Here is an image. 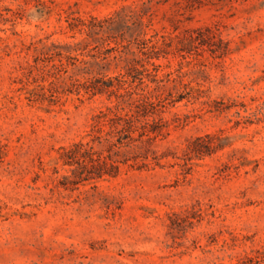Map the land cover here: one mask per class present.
<instances>
[{
  "label": "rangeland",
  "instance_id": "1",
  "mask_svg": "<svg viewBox=\"0 0 264 264\" xmlns=\"http://www.w3.org/2000/svg\"><path fill=\"white\" fill-rule=\"evenodd\" d=\"M191 1L0 0V264H264V0ZM143 3L146 36L168 42L158 70L146 65L163 81L145 78L143 91L168 95L153 144L166 156L74 184L61 147L87 141L92 116L116 99L33 102L31 43L89 41L84 55L70 53L99 61L92 55L114 43L69 22ZM205 27L212 47L197 43L209 41ZM115 54L96 71L123 73Z\"/></svg>",
  "mask_w": 264,
  "mask_h": 264
},
{
  "label": "trees",
  "instance_id": "2",
  "mask_svg": "<svg viewBox=\"0 0 264 264\" xmlns=\"http://www.w3.org/2000/svg\"><path fill=\"white\" fill-rule=\"evenodd\" d=\"M187 3L189 8L194 6L191 0H187ZM149 10L150 7L143 3L141 6L122 7L105 18H73L69 22L71 30L77 28L86 32L101 44L109 46L111 42L114 43L102 55H92L95 59L99 58V61L71 55L70 51H79L80 55H84L90 45L89 41L63 45L52 43L51 46H47L42 40L31 43L35 56L33 63L28 61L25 69L28 83L33 84L32 88L27 89L28 97L33 102L47 101L49 104H56L61 100L60 94L67 92L84 93L89 98L107 94L109 99L112 96L116 99L115 103L105 105L104 109L92 116L86 132L87 141L81 139L68 147H61L60 158L64 166L72 167V174L76 177L74 184L84 180L117 177L124 166L140 169L149 167L152 163L160 164V159L166 156L159 155L153 149V144L158 136L163 135L167 126L161 114L170 103L168 95L143 92L148 86L145 78L155 83L163 81L157 79V74L146 65L157 71L160 65L153 59H158L164 46L168 45L163 35L160 43V39H156V33L146 36L151 25ZM201 30L202 27L198 28L197 34ZM205 30L209 32V41L201 39L197 43H207L212 47L215 34L207 27ZM198 37L191 35L189 40L194 44L200 39ZM112 51L116 53L113 60L123 62L124 70L114 77L102 74L100 70L96 71V67L108 64V55ZM138 87L141 93L137 92ZM180 99L178 96L171 103ZM212 137L206 136L208 140ZM211 147L213 144L210 142L203 153H209Z\"/></svg>",
  "mask_w": 264,
  "mask_h": 264
}]
</instances>
